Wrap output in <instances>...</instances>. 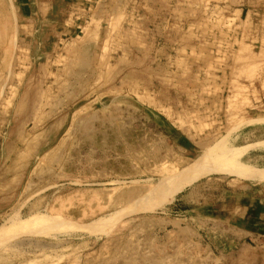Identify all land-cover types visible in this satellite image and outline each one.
<instances>
[{
	"label": "rangeland",
	"instance_id": "obj_1",
	"mask_svg": "<svg viewBox=\"0 0 264 264\" xmlns=\"http://www.w3.org/2000/svg\"><path fill=\"white\" fill-rule=\"evenodd\" d=\"M0 237V264H264V0H0Z\"/></svg>",
	"mask_w": 264,
	"mask_h": 264
},
{
	"label": "bare ground",
	"instance_id": "obj_2",
	"mask_svg": "<svg viewBox=\"0 0 264 264\" xmlns=\"http://www.w3.org/2000/svg\"><path fill=\"white\" fill-rule=\"evenodd\" d=\"M91 124V123H90ZM90 127V126H89ZM88 127V128H89ZM89 130V129H88ZM236 150V149H235ZM223 154V153H222ZM223 157V156H222ZM228 157V156H227ZM217 158H220V156L219 157H217ZM233 161H235V160H233ZM214 163V162H213ZM237 166V165H236ZM174 183H176V182H174ZM170 187H171V185H170ZM167 188V187H166ZM172 189H174L173 187H172ZM177 189H179V188H177ZM177 189H174V190H177ZM169 190H171L170 188H169ZM169 190H167V191H169ZM14 214V213H13ZM51 217V216H50ZM40 216H35V218H33V219H31L30 221H29V223H26V222H17L18 224H19V226L18 227H16V228H18V230L16 229V231H21L20 233H22V231L23 230H26L27 232H29V233H34V232H36L37 231V228H39V226L41 225V224H44L45 222L43 221V219L41 218ZM47 227H49V226H47V225H45V229H48ZM2 236L1 237H3L5 234H6V231L4 230L3 232H2ZM0 237V240H4V238H1Z\"/></svg>",
	"mask_w": 264,
	"mask_h": 264
}]
</instances>
